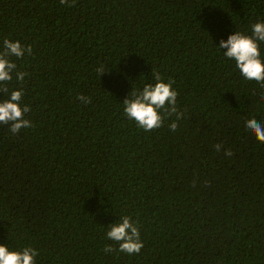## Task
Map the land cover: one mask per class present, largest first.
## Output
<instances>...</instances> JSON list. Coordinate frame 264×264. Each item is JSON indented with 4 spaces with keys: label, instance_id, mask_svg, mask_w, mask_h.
<instances>
[{
    "label": "trees",
    "instance_id": "trees-1",
    "mask_svg": "<svg viewBox=\"0 0 264 264\" xmlns=\"http://www.w3.org/2000/svg\"><path fill=\"white\" fill-rule=\"evenodd\" d=\"M69 4L0 0V51L33 49L11 58L32 127L0 124V244L35 248L36 264H264V143L245 127L264 122V87L218 48L264 22V0ZM153 69L175 80V132V116L145 132L124 115ZM125 215L143 249L105 253Z\"/></svg>",
    "mask_w": 264,
    "mask_h": 264
},
{
    "label": "clouds",
    "instance_id": "clouds-1",
    "mask_svg": "<svg viewBox=\"0 0 264 264\" xmlns=\"http://www.w3.org/2000/svg\"><path fill=\"white\" fill-rule=\"evenodd\" d=\"M61 4L69 7V0H60ZM260 42H264V22H257L251 25V34L236 31L228 39L221 40L219 49H227L224 56L235 62L240 75L248 82H256L264 87V60L261 59ZM32 46H23L20 41L4 39L3 50L0 51V93L6 94L7 98L0 100V124L9 125L12 134H18L22 129L31 128L32 123L25 118V114L31 111L30 106L23 105V91L12 90L9 92L7 84L13 80V73L17 81L23 82L26 72L17 71V64L11 59L16 57L22 59L25 53L32 54ZM101 77L106 73L103 65L96 68ZM151 83L143 84L141 89L130 92V98L123 102L124 115L135 121L137 126L145 132L161 128L166 118L173 116L176 119L169 125L171 131L178 128L180 119L184 113L178 110V92L173 88L175 80L169 78L167 81L161 74L153 69ZM78 100L85 104L91 103L90 97L80 95ZM264 99V97H262ZM246 129L252 133L258 142L264 143V122L255 118L246 120ZM216 151L222 150V145L214 146ZM225 156H232L231 149L224 152ZM106 239L118 244V249L113 245H106L105 253L119 251L128 255L140 254L144 247L141 239V232L137 222L130 216H121L119 220L108 227ZM39 252L30 246L19 250H11L8 245L0 244V264H36V257Z\"/></svg>",
    "mask_w": 264,
    "mask_h": 264
}]
</instances>
